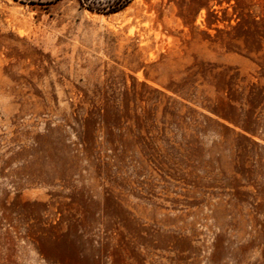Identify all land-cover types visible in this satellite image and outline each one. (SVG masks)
Returning <instances> with one entry per match:
<instances>
[{"label":"rangeland","instance_id":"374dc122","mask_svg":"<svg viewBox=\"0 0 264 264\" xmlns=\"http://www.w3.org/2000/svg\"><path fill=\"white\" fill-rule=\"evenodd\" d=\"M116 1L0 0V264H264V0Z\"/></svg>","mask_w":264,"mask_h":264},{"label":"trees","instance_id":"16d2710c","mask_svg":"<svg viewBox=\"0 0 264 264\" xmlns=\"http://www.w3.org/2000/svg\"><path fill=\"white\" fill-rule=\"evenodd\" d=\"M128 2H129V0H117L114 3V5L111 4L108 6V8L106 10L105 9H103V10H105V12H115V11L119 10L120 8L124 7ZM81 4L85 5V7H87L89 10L95 9V8H92V7L88 6L87 4H85L83 2V0H81ZM115 4H116V6H115ZM117 4H118V6H117Z\"/></svg>","mask_w":264,"mask_h":264}]
</instances>
